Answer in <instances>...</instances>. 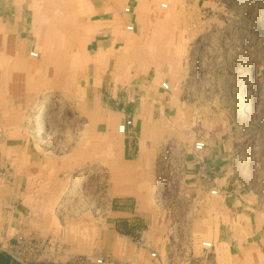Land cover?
Segmentation results:
<instances>
[{
    "label": "crops",
    "instance_id": "1",
    "mask_svg": "<svg viewBox=\"0 0 264 264\" xmlns=\"http://www.w3.org/2000/svg\"><path fill=\"white\" fill-rule=\"evenodd\" d=\"M10 1L14 8L31 9L30 22L32 30L39 31V43L47 39L42 36L48 34L45 23L80 28L78 36L67 34L68 50L57 49L47 40L50 43L37 51L34 62L13 46L21 63L22 86L27 75L35 83L33 88L44 78L46 82L40 85L45 88L56 82L55 76L59 83L69 78V85L65 82L62 87L75 88L70 102L88 105L93 98L92 103L116 110L111 128L108 122H100L106 125L103 137L107 142L96 151L94 190L90 185L85 194L77 189L62 195L58 213L67 218L62 230H48L51 225L33 228L28 218L54 216L56 170L75 166L27 159L22 148L11 166L2 163L0 264H264V212L258 209L253 194L242 191L233 176L229 153L221 144L207 141L202 150L194 151L190 139L185 144L178 194L157 192V160L168 141L182 138L183 131L177 128L173 115L177 97L162 85L166 81L174 87L179 74L167 66L170 62L162 58L169 54L160 53V43H156L162 19L144 13L155 7L154 3L0 0V12L9 8ZM124 4L131 7L129 13L123 14ZM4 13L5 17L0 15V37L5 43L1 53L7 56L12 37L8 28L15 30L16 40L26 37L29 28L25 11L13 16ZM14 16L12 23L10 17ZM130 24L133 29L127 28ZM13 61L0 68L10 87ZM67 72L73 75L67 77ZM128 118L132 124L116 136V124ZM62 174L63 181L67 180L68 172ZM8 179L15 181L13 198L8 195ZM34 179L47 181L48 195L35 187ZM213 189L217 192L211 193ZM54 231L63 238L54 239ZM204 241L212 245L204 246Z\"/></svg>",
    "mask_w": 264,
    "mask_h": 264
},
{
    "label": "rangeland",
    "instance_id": "2",
    "mask_svg": "<svg viewBox=\"0 0 264 264\" xmlns=\"http://www.w3.org/2000/svg\"><path fill=\"white\" fill-rule=\"evenodd\" d=\"M149 1L155 7L145 9V16L162 19L159 36H155L160 40L156 41L160 43V53L169 54L162 59L170 62L167 66L179 73L177 82L172 84L174 87L168 83V88L177 97L173 115L177 128L183 131L182 138L168 141L157 160V192L178 194L186 142L194 140L195 151L197 140H204L206 145L207 141L215 140L229 153L233 176L241 184L242 191L253 194L258 209L264 212V0ZM13 6L10 1L9 8H1L0 15L5 17L6 11L9 16L20 11L28 15L26 37L16 40L15 30L11 32L8 28L7 31L12 36V46L23 50L26 58L33 57L31 62L37 59V51L46 42L50 41L62 51L68 50L67 34L78 36L80 33V28L69 23H45L44 30L48 34L42 36L47 39L39 43L36 39L39 31L34 32L30 22L31 9L20 10ZM128 6H122L123 14L127 13L124 9ZM15 19V16L10 17L12 23ZM2 26L6 29L5 24ZM40 29L42 31V27ZM12 48L9 45L7 56L0 50V68L2 63L8 65L14 60L11 87L0 70V171L5 172L2 163L8 162L11 166L10 162L18 158L21 148L27 159L43 164L68 162L69 166H75L56 170V201L51 207L54 216L28 218L33 228L51 225L48 230H62L67 220L58 213L59 207L62 208V195L75 193L77 189L85 194L90 185L94 190L96 151L107 142L103 137L106 125L100 122H108L111 128L116 109L111 105H96L92 103L93 98L88 105L70 102L76 94L75 88L62 87L65 82L69 85V78L59 83L55 76L56 82H51L49 88L40 85L46 80L44 78L38 88H33L35 83L27 75V82L22 86L21 63ZM34 50L36 56L31 54ZM70 74L67 72L66 76ZM81 95L85 102L83 91ZM119 124L115 128L116 136L123 134ZM8 170L12 172L11 168ZM63 172H68L65 182ZM7 181L9 198H13L15 181ZM33 183L48 195L47 181L34 179ZM54 232V239L63 238L61 233Z\"/></svg>",
    "mask_w": 264,
    "mask_h": 264
},
{
    "label": "built area",
    "instance_id": "3",
    "mask_svg": "<svg viewBox=\"0 0 264 264\" xmlns=\"http://www.w3.org/2000/svg\"><path fill=\"white\" fill-rule=\"evenodd\" d=\"M124 10H125V12L129 13L131 11V8L128 6V7H125ZM127 28L128 29H133V25L130 24V25L127 26ZM162 85H163L164 88H168L169 87V84L166 81H164ZM132 122H133L132 119L128 118L126 121L120 123L119 124V131L124 133L127 130V127L130 124H132ZM205 146H206V142L204 140H202V139H199V140H197L195 142V148L197 150H202ZM216 192H217L216 189L211 190V193H216ZM203 244H204V246H207V247L212 245V243L210 241H204ZM152 256L153 257L157 256V253L156 252H152ZM98 261L101 262V259L98 260Z\"/></svg>",
    "mask_w": 264,
    "mask_h": 264
},
{
    "label": "bare ground",
    "instance_id": "4",
    "mask_svg": "<svg viewBox=\"0 0 264 264\" xmlns=\"http://www.w3.org/2000/svg\"><path fill=\"white\" fill-rule=\"evenodd\" d=\"M163 6H166V4L163 3ZM2 40H3V39L0 37V42H1V44H0V48H3V47H4L3 45L5 44V43L3 44V41H2ZM9 45H11L10 42L7 43V46H8L7 49H9ZM11 47H13V46L11 45ZM0 50H1V49H0ZM2 51H3V50H2ZM34 53L37 54V52H36L35 50H34V51H31V54L34 55V56H36V54H34ZM13 56H14V55H13ZM13 93H14V92H13ZM21 130H22V129H21ZM15 133H16V132H15ZM19 133H20V132H19ZM15 135H16V134H15ZM18 135H19V134H18Z\"/></svg>",
    "mask_w": 264,
    "mask_h": 264
}]
</instances>
